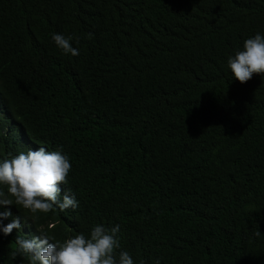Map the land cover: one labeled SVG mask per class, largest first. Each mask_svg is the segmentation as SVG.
<instances>
[{
    "label": "trees",
    "instance_id": "trees-1",
    "mask_svg": "<svg viewBox=\"0 0 264 264\" xmlns=\"http://www.w3.org/2000/svg\"><path fill=\"white\" fill-rule=\"evenodd\" d=\"M257 33L264 0H0V160L66 155L83 233L119 224L134 264H264V76L227 67ZM5 211L0 264H29L11 239L33 227L77 235Z\"/></svg>",
    "mask_w": 264,
    "mask_h": 264
},
{
    "label": "clouds",
    "instance_id": "clouds-1",
    "mask_svg": "<svg viewBox=\"0 0 264 264\" xmlns=\"http://www.w3.org/2000/svg\"><path fill=\"white\" fill-rule=\"evenodd\" d=\"M51 38L64 54L79 55V50L72 47L71 37L57 33ZM227 67L241 84L252 79L253 75L264 76V36L257 33L245 39L242 50L228 57ZM4 134L0 126V136ZM24 137L37 138L28 128H25ZM71 167L66 155L60 151L49 152L43 146L0 160V206L16 205L33 216L43 213L48 228L56 225L67 233L77 234L60 242L39 230L42 226L33 227L24 237L19 235L15 241L11 239L15 244L13 259L27 257L29 264H134L127 251H118L121 248L119 224L111 228L100 224L94 226L88 236L83 233L87 230L83 219L92 207L90 199L75 214L73 210L78 207V202L70 190L61 196V185L68 184ZM10 215L7 211L0 213V220ZM19 227V221L13 220L0 231L7 236L13 228Z\"/></svg>",
    "mask_w": 264,
    "mask_h": 264
}]
</instances>
